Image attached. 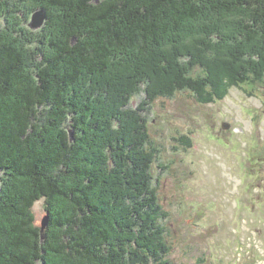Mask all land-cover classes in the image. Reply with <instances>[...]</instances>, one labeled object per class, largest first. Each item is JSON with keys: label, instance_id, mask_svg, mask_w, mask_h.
Here are the masks:
<instances>
[{"label": "trees", "instance_id": "trees-1", "mask_svg": "<svg viewBox=\"0 0 264 264\" xmlns=\"http://www.w3.org/2000/svg\"><path fill=\"white\" fill-rule=\"evenodd\" d=\"M259 81L264 0H0V264H172L129 101L144 86L206 105Z\"/></svg>", "mask_w": 264, "mask_h": 264}, {"label": "rangeland", "instance_id": "rangeland-1", "mask_svg": "<svg viewBox=\"0 0 264 264\" xmlns=\"http://www.w3.org/2000/svg\"><path fill=\"white\" fill-rule=\"evenodd\" d=\"M187 46L197 49L191 42ZM193 62L187 59L185 66ZM193 68L198 79H205L202 67ZM129 107H140L156 149L151 173L166 213L160 224L170 249L168 260L264 264V83L229 88L222 99L206 105L188 92L149 101L142 86ZM223 124L229 129L223 130ZM32 211L40 226L46 216L44 201L36 202Z\"/></svg>", "mask_w": 264, "mask_h": 264}, {"label": "water", "instance_id": "water-1", "mask_svg": "<svg viewBox=\"0 0 264 264\" xmlns=\"http://www.w3.org/2000/svg\"><path fill=\"white\" fill-rule=\"evenodd\" d=\"M45 21H46V15H45L44 11L43 10H37L31 16V20H30V23L28 24V27L32 31H37L43 27ZM222 129L228 130L229 125L223 124ZM0 192H1V183H0ZM47 225H48V216L46 215L41 222L42 239H43L44 230L46 229Z\"/></svg>", "mask_w": 264, "mask_h": 264}]
</instances>
